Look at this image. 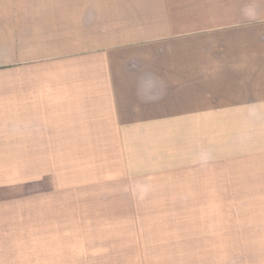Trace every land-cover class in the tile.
I'll return each mask as SVG.
<instances>
[{"label": "crops", "instance_id": "obj_1", "mask_svg": "<svg viewBox=\"0 0 264 264\" xmlns=\"http://www.w3.org/2000/svg\"><path fill=\"white\" fill-rule=\"evenodd\" d=\"M60 151L184 194L59 212ZM0 264H264V0H0Z\"/></svg>", "mask_w": 264, "mask_h": 264}, {"label": "rangeland", "instance_id": "obj_2", "mask_svg": "<svg viewBox=\"0 0 264 264\" xmlns=\"http://www.w3.org/2000/svg\"><path fill=\"white\" fill-rule=\"evenodd\" d=\"M144 143L140 141L139 143ZM79 152V153H76ZM114 151H108L106 163H98L95 155L68 154V151L59 152V171H58V211L73 212L76 217L81 218L83 213H93L111 210L113 205L97 203L98 197L109 195L132 194L134 195H182L184 189L181 187L180 179L182 173L179 172L178 151H171L167 156L169 162L162 158L151 157L145 161V157L140 156L139 171L133 175L138 179L137 183L127 178L126 172L116 168L114 164ZM90 154V155H89ZM156 158H158L156 160ZM152 168V169H148ZM48 181V182H47ZM132 188L128 187L131 186ZM50 181L44 179V196L50 194ZM186 194V193H185ZM54 195V189H53ZM118 206V205H117ZM124 206V205H119ZM157 205H139L141 211H147L148 207ZM153 210V209H152ZM83 222L76 220V223Z\"/></svg>", "mask_w": 264, "mask_h": 264}]
</instances>
